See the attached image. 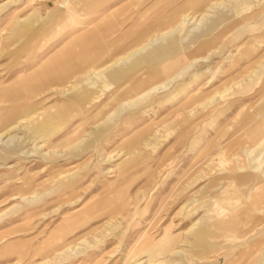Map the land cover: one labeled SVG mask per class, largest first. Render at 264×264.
Masks as SVG:
<instances>
[{
    "label": "rangeland",
    "instance_id": "rangeland-1",
    "mask_svg": "<svg viewBox=\"0 0 264 264\" xmlns=\"http://www.w3.org/2000/svg\"><path fill=\"white\" fill-rule=\"evenodd\" d=\"M262 187L264 0H0V264H264Z\"/></svg>",
    "mask_w": 264,
    "mask_h": 264
},
{
    "label": "crops",
    "instance_id": "crops-1",
    "mask_svg": "<svg viewBox=\"0 0 264 264\" xmlns=\"http://www.w3.org/2000/svg\"><path fill=\"white\" fill-rule=\"evenodd\" d=\"M90 1L92 0H83V3ZM113 25L114 23L111 19L106 17L98 21L91 28L71 34L66 44L59 50L50 55L45 54L40 61L26 64L22 69L16 71L18 73L11 83L16 82L20 76H27L29 74L32 76L35 71L38 72L39 67L44 62H46L45 67L39 70H46V76L56 74L61 77H68L73 67L81 69L86 68L89 63H95L111 48L112 44L117 42V39L106 40ZM15 26L16 24H13L12 28ZM70 57L75 61L72 64H70ZM20 71L21 73H19ZM29 81H32L31 77H29Z\"/></svg>",
    "mask_w": 264,
    "mask_h": 264
},
{
    "label": "bare ground",
    "instance_id": "bare-ground-1",
    "mask_svg": "<svg viewBox=\"0 0 264 264\" xmlns=\"http://www.w3.org/2000/svg\"><path fill=\"white\" fill-rule=\"evenodd\" d=\"M46 70H44V69H42V70H38V72H37V74H38V78L39 79H45L46 78V72H45ZM21 82L22 83H25V82H27L26 81V79H21ZM26 85V84H25ZM257 137H259V133H257V134H255V135H253V136H251L250 137V139H256ZM238 169V168H237ZM241 171H244V167H241V168H239ZM238 179H242V177H238ZM238 184H239V182H237ZM220 189V188H219ZM218 189V190H219ZM252 189V188H251ZM254 195H253V201L255 202V201H259V200H261V199H263L264 198V187H262V188H256V189H254ZM223 212V211H222ZM224 219H226V218H224ZM229 221V220H228ZM226 223V222H225ZM225 223H222V224H225Z\"/></svg>",
    "mask_w": 264,
    "mask_h": 264
}]
</instances>
